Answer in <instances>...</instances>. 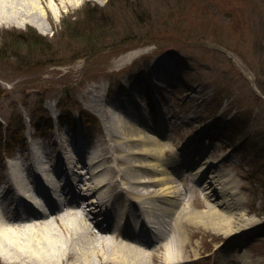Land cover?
<instances>
[{
	"label": "rangeland",
	"instance_id": "obj_1",
	"mask_svg": "<svg viewBox=\"0 0 264 264\" xmlns=\"http://www.w3.org/2000/svg\"><path fill=\"white\" fill-rule=\"evenodd\" d=\"M39 1L50 5L40 19L46 31L28 21L36 15L23 0L16 7L27 18L0 22V169L25 149L63 146L58 154L68 151L74 162L68 178L76 196L87 195L88 176L74 178L83 171L79 153L87 162L104 142L115 167L119 152L110 145H123L108 133L117 130L113 117L131 123L146 115L156 132L163 122L164 159L204 152L237 183L243 235L175 223L188 252L197 251L191 264H240L241 256L264 264V0ZM35 33L46 43L30 49ZM190 174L183 169L176 184L196 193L180 206L204 211L203 184Z\"/></svg>",
	"mask_w": 264,
	"mask_h": 264
},
{
	"label": "bare ground",
	"instance_id": "obj_2",
	"mask_svg": "<svg viewBox=\"0 0 264 264\" xmlns=\"http://www.w3.org/2000/svg\"><path fill=\"white\" fill-rule=\"evenodd\" d=\"M80 1L60 0L63 5ZM19 3V0H0V22L10 23L27 18L28 10H19L16 7ZM23 5L31 8L36 15L28 21L38 23L41 32L46 31L40 21L47 14L46 5L39 0H23ZM46 7L50 9L49 4ZM140 54L132 53L125 62ZM172 69L162 73H172ZM89 91L91 88L87 93ZM113 119L117 130L114 132V129H110L108 133L111 138L118 136L123 145H110L119 152L113 155L116 166L106 163L110 155L106 154L104 142L101 154H89L87 162L84 158L82 161L83 156L79 153L83 171L79 174L75 172V178L80 181L84 180L85 175L88 176L83 184L85 188H81L88 194L72 195L74 182L66 181L63 187L69 191L67 198L64 197L59 204L52 203L48 213L41 209L38 204L40 200L31 205L30 196L34 193L37 198H46V186L56 188L57 181L74 173V162L69 152L65 151V156L62 152L58 154L63 146L51 148L50 151L33 147L25 149L13 162L2 165L1 260L12 264H190L197 259V251L188 252L187 240L185 237L179 239L175 223L199 222L229 238L244 234L245 226L239 224L244 220L242 200L231 173L214 170L215 162L205 159L204 152L198 157L189 154L180 155L174 160L164 159L166 151L161 142L164 137L161 121L157 123L159 129L156 132L146 115L141 121L131 123L124 119L123 122L118 121L116 117ZM125 157H131L130 165L124 162ZM64 161L69 167L64 165ZM185 168L190 169V181H201L203 184L201 190L208 201L204 211H194L190 205L184 208L180 206L186 193H196L191 189L182 192L176 184ZM88 196L91 197L89 203L81 205ZM136 207L139 208V216L135 213ZM16 208L25 212L15 214ZM100 213L103 214L105 226L92 221L91 216L96 214L98 221H102ZM140 215L145 217L143 221ZM167 216L172 217V223L166 226L164 233L160 231L151 240L141 239L136 234L138 231L152 235L154 232L150 230L164 224ZM153 220L156 225L152 227L144 224ZM169 233L170 241L164 244L163 240L169 237ZM240 264H247L246 257L241 256Z\"/></svg>",
	"mask_w": 264,
	"mask_h": 264
},
{
	"label": "trees",
	"instance_id": "obj_3",
	"mask_svg": "<svg viewBox=\"0 0 264 264\" xmlns=\"http://www.w3.org/2000/svg\"><path fill=\"white\" fill-rule=\"evenodd\" d=\"M38 38L39 41L37 40ZM42 40L43 39L41 37H38V35L35 33V36L28 38L26 42L29 43V45L31 46L30 49H37V48L39 49L40 47H42V45L46 43L45 39L43 41Z\"/></svg>",
	"mask_w": 264,
	"mask_h": 264
}]
</instances>
